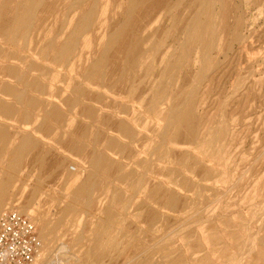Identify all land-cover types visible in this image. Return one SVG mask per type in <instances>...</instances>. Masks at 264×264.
I'll return each mask as SVG.
<instances>
[{
    "label": "rangeland",
    "instance_id": "rangeland-1",
    "mask_svg": "<svg viewBox=\"0 0 264 264\" xmlns=\"http://www.w3.org/2000/svg\"><path fill=\"white\" fill-rule=\"evenodd\" d=\"M211 1L0 0L32 264H264V0Z\"/></svg>",
    "mask_w": 264,
    "mask_h": 264
},
{
    "label": "built area",
    "instance_id": "built-area-1",
    "mask_svg": "<svg viewBox=\"0 0 264 264\" xmlns=\"http://www.w3.org/2000/svg\"><path fill=\"white\" fill-rule=\"evenodd\" d=\"M42 243L34 222L17 209L0 212V264H32Z\"/></svg>",
    "mask_w": 264,
    "mask_h": 264
},
{
    "label": "bare ground",
    "instance_id": "bare-ground-1",
    "mask_svg": "<svg viewBox=\"0 0 264 264\" xmlns=\"http://www.w3.org/2000/svg\"><path fill=\"white\" fill-rule=\"evenodd\" d=\"M211 1V0H210ZM223 1V0H222ZM212 2V1H211ZM211 7V6H210ZM213 8V7H212ZM221 8V7H220ZM214 29H215V27H214ZM191 30V29H190ZM214 43H216L215 41L212 43V45L214 44ZM188 56V55H187ZM207 52H205L204 53V58L206 59L207 58ZM184 57V56H183ZM205 65V64H204ZM157 104V103H156ZM189 105V104H188ZM188 107V106H187ZM179 109V108H178ZM185 109H187V108H185ZM182 111L180 112V109L177 111V112H174V114H172L174 117H175V119L173 120L172 119V122L173 121H182L183 119H185V113H186V111H184L183 109H181ZM188 110H190V109H188ZM187 110V111H188ZM8 111H9V106L8 105H6V103H1L0 102V112L2 113V114H6V113H8ZM184 111V112H183ZM189 115V114H188ZM187 115V116H188ZM173 117V118H174ZM190 117V116H189ZM188 120V119H187ZM171 121V120H170ZM176 121H175V123H176ZM189 121V120H188ZM188 121H187V123L186 124H188ZM168 122V121H167ZM5 123H6V121H5ZM178 123V122H177ZM181 124H182V122H181ZM181 124H180V126H181ZM6 124H3L2 123V121L0 122V145L1 144H3V147L2 148H0V154L1 153H3V151H4V149H5V146L7 145V140H8V134H7V129H6V126H5ZM185 125V124H184ZM167 126H168V124H167ZM166 126V127H167ZM177 128V127H176ZM168 129V128H167ZM176 133H177V131H176ZM221 133V132H220ZM20 142V143H19ZM19 144L18 145H15L16 147L13 149V153H12V159L11 160H9V163L7 164V166H6V168H5V173H4V177H6V178H3V180L2 181H0V188H1V190H0V208L1 207H3L4 206V199H5V197H6V194H7V190H8V188L10 187V185L12 184V182H13V180H14V178H15V175H16V173H17V171L19 170V167H20V162H21V160H22V158H23V156H24V154L27 152V151H29L30 149H31V147H32V140H31V138H30V136L27 134V135H25V136H23V138L22 139H20L19 140ZM208 149H209V147H207ZM216 156V155H215ZM219 159V158H218ZM207 169V168H206ZM88 182V181H87ZM89 183V182H88ZM88 184L86 183V181L84 180L83 182H81L79 185H78V187L76 188V191L73 193L75 196L76 195H79V194H83L84 193V191H86V193H87V190H84L85 188H87L88 189ZM82 190H84V191H82ZM74 196V197H75ZM81 196V195H80ZM21 210L23 211V212H27V211H29V207L28 206H25V207H22L21 208ZM31 212V211H30ZM47 226V221H43L42 222V227H43V229L45 228ZM43 229L41 230L42 231V233H41V237H43L44 235H45V233H44V231H43ZM40 231V232H41ZM43 235V236H42ZM39 236H40V234H39ZM247 241V240H246ZM248 242V241H247ZM222 244V243H221ZM247 245V244H246ZM249 246V245H248ZM247 247V246H246ZM224 248V247H223ZM214 249V248H213ZM65 256H62V257H60L58 260H54V263L55 264H67L65 261ZM240 261V260H239ZM239 261H237V262H239ZM241 262V261H240ZM239 262V263H240ZM44 263H46V260L44 261ZM48 263V262H47ZM238 263V264H239ZM210 264V263H209Z\"/></svg>",
    "mask_w": 264,
    "mask_h": 264
}]
</instances>
